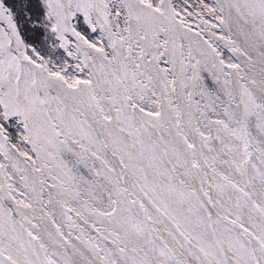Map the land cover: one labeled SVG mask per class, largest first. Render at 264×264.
I'll return each instance as SVG.
<instances>
[{"label":"snow or ice","instance_id":"snow-or-ice-1","mask_svg":"<svg viewBox=\"0 0 264 264\" xmlns=\"http://www.w3.org/2000/svg\"><path fill=\"white\" fill-rule=\"evenodd\" d=\"M0 264H264V0H0Z\"/></svg>","mask_w":264,"mask_h":264}]
</instances>
